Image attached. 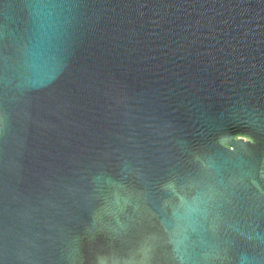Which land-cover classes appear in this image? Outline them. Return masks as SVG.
Masks as SVG:
<instances>
[{"label":"water","instance_id":"1","mask_svg":"<svg viewBox=\"0 0 264 264\" xmlns=\"http://www.w3.org/2000/svg\"><path fill=\"white\" fill-rule=\"evenodd\" d=\"M0 264H264V0H0Z\"/></svg>","mask_w":264,"mask_h":264}]
</instances>
